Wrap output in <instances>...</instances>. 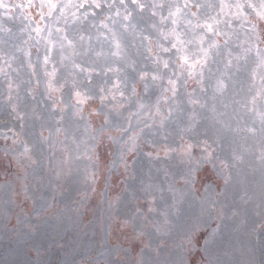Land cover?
<instances>
[{
  "label": "clouds",
  "instance_id": "obj_1",
  "mask_svg": "<svg viewBox=\"0 0 264 264\" xmlns=\"http://www.w3.org/2000/svg\"><path fill=\"white\" fill-rule=\"evenodd\" d=\"M54 3L0 0V240L264 264V0Z\"/></svg>",
  "mask_w": 264,
  "mask_h": 264
},
{
  "label": "rangeland",
  "instance_id": "obj_2",
  "mask_svg": "<svg viewBox=\"0 0 264 264\" xmlns=\"http://www.w3.org/2000/svg\"><path fill=\"white\" fill-rule=\"evenodd\" d=\"M50 234L51 228L45 224L37 229L35 236H21L14 241L0 240V264H32L29 247L46 250L45 259L52 264L70 260L71 257L61 256L59 251L49 248Z\"/></svg>",
  "mask_w": 264,
  "mask_h": 264
},
{
  "label": "snow or ice",
  "instance_id": "obj_3",
  "mask_svg": "<svg viewBox=\"0 0 264 264\" xmlns=\"http://www.w3.org/2000/svg\"><path fill=\"white\" fill-rule=\"evenodd\" d=\"M43 3L48 5L50 8H56V4L54 3V0H43ZM69 3H71V0H69ZM85 5L80 4V7L83 8ZM99 5H97L98 7ZM63 12V10H61Z\"/></svg>",
  "mask_w": 264,
  "mask_h": 264
}]
</instances>
